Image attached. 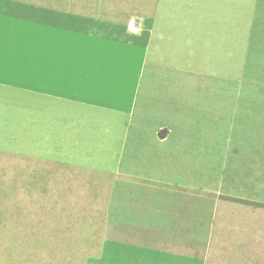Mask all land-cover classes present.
Listing matches in <instances>:
<instances>
[{
	"label": "crops",
	"instance_id": "crops-1",
	"mask_svg": "<svg viewBox=\"0 0 264 264\" xmlns=\"http://www.w3.org/2000/svg\"><path fill=\"white\" fill-rule=\"evenodd\" d=\"M0 150L85 264H264V0H0Z\"/></svg>",
	"mask_w": 264,
	"mask_h": 264
},
{
	"label": "rangeland",
	"instance_id": "rangeland-1",
	"mask_svg": "<svg viewBox=\"0 0 264 264\" xmlns=\"http://www.w3.org/2000/svg\"><path fill=\"white\" fill-rule=\"evenodd\" d=\"M189 80L196 85L208 83L202 78ZM10 154L0 150V264H85L88 254L80 252V239L64 236V207L55 204L65 197L63 181L59 184L58 174H52L49 189V176L35 173L41 169L39 162L32 166ZM41 179L43 189L37 188Z\"/></svg>",
	"mask_w": 264,
	"mask_h": 264
}]
</instances>
